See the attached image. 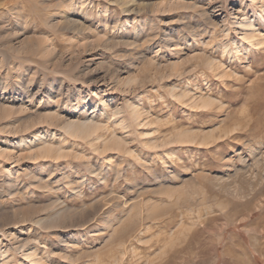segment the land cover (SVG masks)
Wrapping results in <instances>:
<instances>
[{"label":"rangeland","instance_id":"rangeland-1","mask_svg":"<svg viewBox=\"0 0 264 264\" xmlns=\"http://www.w3.org/2000/svg\"><path fill=\"white\" fill-rule=\"evenodd\" d=\"M0 264H264V0H0Z\"/></svg>","mask_w":264,"mask_h":264}]
</instances>
